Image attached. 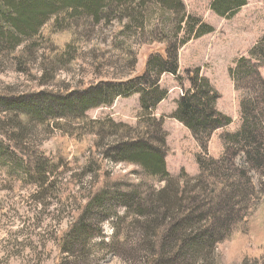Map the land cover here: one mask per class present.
Returning a JSON list of instances; mask_svg holds the SVG:
<instances>
[{
	"label": "trees",
	"instance_id": "obj_1",
	"mask_svg": "<svg viewBox=\"0 0 264 264\" xmlns=\"http://www.w3.org/2000/svg\"><path fill=\"white\" fill-rule=\"evenodd\" d=\"M151 5L163 12L162 17L170 15V18L148 26L143 13ZM246 5L247 0H214L211 10L230 19ZM110 10L115 12V18L109 14ZM103 22H114L119 33L135 26L142 39L148 34L152 40L141 45L159 46L162 50L150 55L142 74L125 81L82 83L71 93L42 92L37 97L47 102L42 108L30 105L31 101L24 96L0 95L2 119L12 132L22 137L36 125L45 123L46 117L55 111L56 129L67 143L92 142L94 145L89 147L95 150L91 154L95 161L97 152L102 151L101 160L93 162L90 158L84 168L94 166L98 173L103 162L109 160L139 169L140 173H136L140 180L136 183L116 181L102 188L95 183L88 193L84 215L67 232L69 239L83 238L88 243L102 233L100 228L96 234L91 233L92 226L87 220L93 217L90 212L98 208L102 222L119 206L144 222L146 234L159 246L158 259L166 255L171 264L180 259L206 264L211 250L231 236L235 225L247 227L253 209L263 201L264 189L255 186L251 171L264 173V78L260 72L264 66V40L250 51L249 57H241L229 70L236 91L243 93L242 126L239 132L223 137L225 154L219 160L209 156L208 144L216 132L232 124V119L217 109L221 95L201 69L186 72L190 88L177 103L173 119L190 131L202 153L197 156V176L182 170L178 177H173L167 169L164 119L155 113L168 96L160 87L161 78L171 75L183 87L179 75L180 50L190 41L214 32L201 19L189 16L182 0H0V52L5 48L14 52L27 43L19 57L37 51L53 64L80 52L84 45L80 37ZM259 57L262 66L254 63ZM132 63L135 68L137 61ZM132 95L140 97L135 127L87 116L90 110L110 107L117 98ZM0 136L9 143L7 146L0 141V162L4 155L14 159V153H8L5 147L18 151L27 160V166L22 163L16 173L30 178L39 192L56 170L63 167V171L69 170L65 155L43 160L36 153H29L23 141L10 138L4 128L0 129ZM240 155L245 159L243 166L237 163ZM19 162L14 159L11 164ZM68 249L64 240L60 253L69 252Z\"/></svg>",
	"mask_w": 264,
	"mask_h": 264
},
{
	"label": "rangeland",
	"instance_id": "obj_2",
	"mask_svg": "<svg viewBox=\"0 0 264 264\" xmlns=\"http://www.w3.org/2000/svg\"><path fill=\"white\" fill-rule=\"evenodd\" d=\"M182 1L189 16L201 19L213 27L214 32L190 41L180 50L179 75L183 78V87L175 77L163 75L160 87L168 92V96L155 113L164 119L168 172L178 177L184 170L194 177L199 174L197 156L202 153L201 147L190 131L173 119L177 103L190 88L186 72L201 69L202 75L221 95L217 109L232 119V124L216 132L208 144L209 156L219 160L225 154L223 137L239 132L242 126L243 93L236 91L229 70L241 57H249L250 51L264 40V0H247V5L230 19L221 18L211 10L214 0ZM109 14L112 18L116 16L111 10ZM143 14L149 20L148 26L170 18V15L162 17L163 12L152 5ZM145 36L142 39V33H136L135 26L119 33L114 22H103L80 37L84 41L80 52L57 59L53 64L37 51L19 57L27 43L14 52L5 48L0 52V95L24 96L31 101L30 105L42 108L47 103L37 98L42 92L71 93L82 83L133 78L142 74L146 61L155 51L162 50L159 46L141 45L152 41L148 34ZM133 60L137 61L135 68L132 67ZM260 60L261 57L256 58L254 63L262 66ZM262 67L260 72L264 78ZM53 106L57 108L56 104ZM139 111L140 97L132 95L117 98L110 107L90 110L87 116L93 120L112 119L135 127ZM57 121L54 111L46 117L45 123L36 125L21 137L5 125L0 114V129L4 128L10 138L23 141L29 153H36L48 161L60 155L69 159V170L63 171L65 167L56 170L54 175L48 176L43 191L39 192L30 178L16 173L21 170L22 163L27 166V160L15 149L4 148L21 162L11 164L14 159L11 160L9 155H4L0 162V264H171L166 255L158 259L159 246L146 234L144 222L119 206L102 222L98 208L90 212L93 217L87 222L92 226L91 233L96 234L99 228L102 233L88 243L83 238L69 239L67 232L84 215L88 193L95 183L100 188L116 181L136 183L140 180V171L109 160L103 162L98 173L94 166L84 168L90 158L95 161V150L89 147L94 144L67 143L62 132L56 129ZM0 141L9 144L5 137L0 136ZM101 159L102 151L99 150L97 160ZM244 161L242 155L238 156L239 165L243 166ZM251 176L255 186L264 189L263 171H251ZM64 240L70 251L60 253ZM209 257L206 264H264V196L250 214L247 227L235 225L231 236L211 250ZM174 264L197 263L180 259Z\"/></svg>",
	"mask_w": 264,
	"mask_h": 264
}]
</instances>
